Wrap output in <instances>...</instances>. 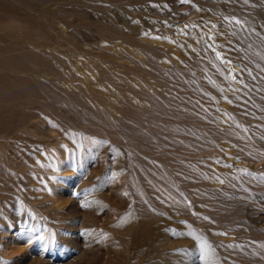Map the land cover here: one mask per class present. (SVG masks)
Here are the masks:
<instances>
[{
	"label": "rangeland",
	"instance_id": "374dc122",
	"mask_svg": "<svg viewBox=\"0 0 264 264\" xmlns=\"http://www.w3.org/2000/svg\"><path fill=\"white\" fill-rule=\"evenodd\" d=\"M0 264H264V0H0Z\"/></svg>",
	"mask_w": 264,
	"mask_h": 264
},
{
	"label": "snow or ice",
	"instance_id": "6c2138e0",
	"mask_svg": "<svg viewBox=\"0 0 264 264\" xmlns=\"http://www.w3.org/2000/svg\"><path fill=\"white\" fill-rule=\"evenodd\" d=\"M86 206V205H85ZM37 239V241H42V240H44L45 238L43 237V236H40V237H37L36 238ZM41 247L45 250V251H47V248L42 244L41 245Z\"/></svg>",
	"mask_w": 264,
	"mask_h": 264
}]
</instances>
